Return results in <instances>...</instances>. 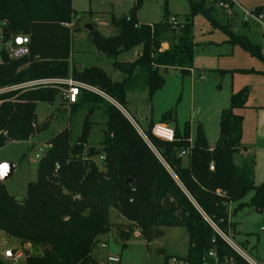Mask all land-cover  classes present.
Wrapping results in <instances>:
<instances>
[{
	"label": "trees",
	"instance_id": "16d2710c",
	"mask_svg": "<svg viewBox=\"0 0 264 264\" xmlns=\"http://www.w3.org/2000/svg\"><path fill=\"white\" fill-rule=\"evenodd\" d=\"M189 10L190 19L183 27L169 24L167 15L158 24L144 25L138 23L137 2L126 16L111 18L113 37L104 38L93 29L92 45L112 61V68L123 77L121 82H113L100 68L70 67L71 34L77 31L72 0H0L3 34L28 36L30 40L28 57L0 64V90L31 81L71 77L92 90H80L72 109L91 106L90 114L93 108H101L106 119L101 150L90 151L85 158L93 125L88 119H84L75 142L69 129L49 140L48 149L37 162L36 181L27 185L22 200L8 195L0 183V232L19 243L42 248L40 255H26L24 264H96L91 255L113 228L111 208L134 226L146 244L161 238L164 229H183L188 249L178 262L203 264L205 256L213 251L220 264H246L208 223L226 234L232 228L228 206L236 205L235 211L242 209L246 206L242 201L250 192L253 196L249 206L264 210V181L254 184V159L240 156L244 152L243 117L235 111L246 108V90L233 94L229 109L221 112L219 137L213 149L200 127L190 146V125L185 124L180 132L172 111L164 113L160 122L174 125V143L156 140L150 135L152 125L148 126V140L176 180L119 109L126 110L127 97L135 92H145L151 103L163 88V73L169 69L189 75L196 46L190 37V21L202 15L213 25L210 0L189 1ZM225 35L226 43L264 62L259 45L251 44L244 36L226 31ZM137 47L142 50L134 62H117L118 56ZM58 94L57 88L1 93L0 148L33 137L36 106L52 105ZM185 150L187 164L182 166L178 154ZM100 157V167L89 161ZM120 238L128 239L129 233H121ZM208 262L214 264L212 259ZM0 264L5 263L0 260Z\"/></svg>",
	"mask_w": 264,
	"mask_h": 264
},
{
	"label": "rangeland",
	"instance_id": "374dc122",
	"mask_svg": "<svg viewBox=\"0 0 264 264\" xmlns=\"http://www.w3.org/2000/svg\"><path fill=\"white\" fill-rule=\"evenodd\" d=\"M137 2V19L140 24H158L167 15L179 27H183L187 19H190L188 0H72L77 29L71 34L70 56L73 62L81 69L100 68L113 82H121L122 76L112 68V61L105 55H99L91 43L90 32L84 28L91 26L102 37H113L115 29L111 26V18L126 16ZM239 2L246 9L264 6V0ZM210 5L213 25L202 15H197L190 21V37L196 45L193 51L192 74L182 76L177 70H167L163 73L164 86L155 93L151 103L147 102L145 92H135L128 95L129 107L124 111L142 127L151 121L157 122L161 115L172 111L175 125L180 132L185 124L190 125L191 142L200 127L207 143L215 147L221 112L229 109V100L233 94L245 89L248 109L235 111V114L244 118L243 143L247 142V146L251 147L248 144H251L252 124L254 128H259L260 136H264V62L251 57L242 48L226 43L225 31L235 36H244L255 45L260 43L259 32L252 23L244 26L238 6H233L228 19L225 15L228 12L217 11L212 0ZM166 47L164 45L163 49ZM141 50V47H137L129 53L121 54L117 62H134ZM57 91L59 94L52 107L46 104L36 106L33 137L27 142H11L0 148V164L10 163L16 167L14 175L4 183V187L8 195L19 201L25 197L27 185L36 181L38 158L48 149L49 140L61 131L69 129L72 141L75 142L81 133L84 119H88L93 125L83 157L90 151L101 150L99 144L106 122L102 109L93 108L90 114L88 110L91 106L79 105L72 109L67 107L60 97V91ZM98 95L113 103L103 95ZM140 119L145 122L141 123ZM165 124L174 127L172 123ZM256 146V151H252L251 156L258 165L255 178L259 185L264 180L260 183L258 181L264 175V141ZM89 161H95L99 167L102 162L94 158ZM251 199L250 192L242 201L245 207L237 211L234 208L231 210L232 241L252 259L264 262V212L259 214V210L250 207ZM110 223L113 226L111 232L100 239L107 248L95 250V256L98 255L101 261L110 254L119 256L120 264H165L187 254V235L181 228L164 229L161 238L146 244L139 238L132 224L119 218L115 208L110 209ZM121 233H129V238L121 239ZM11 251H14L12 259L6 258ZM41 252L40 246L19 243L5 234L0 235V260L5 264H24L26 255L37 256Z\"/></svg>",
	"mask_w": 264,
	"mask_h": 264
},
{
	"label": "built area",
	"instance_id": "2783aa9c",
	"mask_svg": "<svg viewBox=\"0 0 264 264\" xmlns=\"http://www.w3.org/2000/svg\"><path fill=\"white\" fill-rule=\"evenodd\" d=\"M188 1H198V0H188ZM215 3V8L217 10L226 11L228 14H230L231 9L233 6H238L241 9L242 12V21L244 24L253 23L260 31L261 38H260V44H259V52L260 56L264 59V6L260 8H253V9H244L239 6V0H212ZM169 24H171L174 27H177L175 20L170 18L168 19ZM4 24L0 25V64H3L4 61H17L23 58H26L30 55V40L28 36L23 35H13V34H6L4 35L2 32ZM46 88H57V90L60 91V97L61 99L66 103V105H73L76 104L78 101V97L80 95V90H87L92 91L89 87L80 84L76 81H74L71 77H68L64 80H37V81H31L27 82L15 87L7 88L4 90H0L1 93L5 92H11V91H20L21 93L30 92V91H36L40 89H46ZM123 115L126 117L130 125L133 127V129L137 132V134L141 137V139L145 142V144L150 148V150L153 152V154L158 158V160L164 165L163 161L161 160L160 156L156 152V150L151 145L150 141L148 140L146 136V130L142 128L134 119H132L131 116L128 114ZM141 122V121H140ZM150 135L155 138L156 140H159L164 143H174L176 141L175 132L172 127L169 125H166L165 123L158 122L156 124H153L150 129ZM189 145H192L191 140H188ZM41 152V150H39ZM188 155V151H181L178 154V157L184 158ZM100 161L103 160V158H99ZM165 166V165H164ZM166 167V166H165ZM170 175L173 177L174 180L175 177L169 171V169L166 167ZM210 171H213V167L210 166ZM228 213L229 218L231 215V206H228ZM210 227L213 229V231L221 238V240L246 264H263L259 261H256L249 257L247 254H245L241 249H239L232 241V235H231V227H229L228 232L226 234L219 231V229L213 225L212 223L208 222ZM138 235V232H137ZM107 247L104 243L99 242L95 250H105ZM95 250L92 253V257L96 260V264H120V258L119 256H114L107 254L103 261L100 260V258L95 256ZM212 259L214 261V264H220L218 260L216 259V255L213 251L209 252L205 259L203 260V264H209L208 260ZM167 264H183L181 262H178L175 259H172ZM225 264H228L227 261Z\"/></svg>",
	"mask_w": 264,
	"mask_h": 264
},
{
	"label": "crops",
	"instance_id": "0c3cea01",
	"mask_svg": "<svg viewBox=\"0 0 264 264\" xmlns=\"http://www.w3.org/2000/svg\"><path fill=\"white\" fill-rule=\"evenodd\" d=\"M239 6L241 7V8H243L242 6H241V4H240V2H239ZM261 6H258V7H254V8H260ZM240 9V8H239ZM244 9H246V8H244ZM251 9H253V8H251ZM217 11H219V10H217ZM242 13V12H241ZM227 17H228V19L231 17V12H230V14H225ZM242 23H243V21H242ZM140 24V23H139ZM244 24V23H243ZM248 24H250V23H248ZM248 24H244V26H247ZM253 24V23H252ZM254 25V24H253ZM255 26V25H254ZM256 27V26H255ZM257 28V27H256ZM258 29V28H257ZM258 32H259V41H260V38H261V33H260V31H259V29H258ZM251 43V42H250ZM252 44V43H251ZM260 44V43H259ZM258 44V45H259ZM253 45H255V44H253ZM131 52V51H130ZM129 53V52H128ZM99 55H103V54H99ZM119 58H120V56H118V60H119ZM69 65H70V67H74L76 70H81V68L78 66V64H75L74 62H73V60H72V58H71V56H70V61H69ZM192 72H193V67H192V70L190 71V73H189V75H191L192 74ZM122 79H123V77H122ZM54 103H55V101H54ZM53 103V104H54ZM52 104V105H53ZM52 105H49V106H51L52 107ZM67 107H71L70 105H67ZM118 107V106H117ZM129 107V103L127 104V108ZM247 107V106H246ZM119 108V107H118ZM126 108V109H127ZM120 110H122L121 112L122 113H124V114H127L123 109H121V108H119ZM245 109H248V108H245ZM251 109V108H250ZM238 111H240V110H238ZM161 117H162V115H161ZM161 117H160V119H161ZM160 119L157 121V122H153V121H151L150 123H148V124H146V125H144L142 128L144 129V130H146L147 128H148V126L151 124V125H153V124H156V123H158V122H160ZM140 121H141V123H143V122H145L144 120H141L140 119ZM253 125V124H252ZM251 125V128H250V130H253L252 131V135H251V144H248V145H250L251 147H249V146H247V142L246 143H243V140H244V138H245V135H244V132H245V130H244V118H243V126H242V139H241V146H242V148L244 149V152H241V155L240 156H242V157H244V158H246V157H252L251 156V153H252V151H256V144H258L259 142H261V141H264V136H260V133H259V128H254V126H252ZM252 136H253V139H252ZM218 137H219V123H218ZM218 140V139H217ZM192 143H193V141H192ZM208 146L210 147V149H213L214 147H211L209 144H208ZM40 158V157H39ZM39 158H38V160H39ZM183 160H182V166H186V164H187V161H186V164H184V161L186 160V158H182ZM254 159V158H253ZM257 172H258V165H257V162H255V159H254V184L256 185V186H258V183L256 182V178H255V176H256V174H257ZM264 179V175L263 176H261L260 178H259V183L262 181ZM264 181V180H263ZM260 185V184H259ZM252 193V192H251ZM252 196H253V193H252ZM243 203V202H242ZM244 204V203H243ZM235 206L236 205H231V210L233 209V208H235ZM264 212V210H262V213ZM260 214V213H259ZM120 218V217H119ZM122 219V218H121ZM123 220V219H122ZM229 223L231 224V222H230V219H229ZM232 225V224H231ZM233 226V225H232ZM233 231L234 232H236L235 231V228L233 227ZM1 234H3V233H1L0 232V235ZM4 235V234H3ZM234 236V235H233ZM259 262H261V261H259ZM261 263H263L264 264V262H261Z\"/></svg>",
	"mask_w": 264,
	"mask_h": 264
},
{
	"label": "water",
	"instance_id": "95a60500",
	"mask_svg": "<svg viewBox=\"0 0 264 264\" xmlns=\"http://www.w3.org/2000/svg\"><path fill=\"white\" fill-rule=\"evenodd\" d=\"M84 29L89 31V32H91L93 30V28L91 26H86ZM111 104L114 105L115 107H117L114 103H111ZM15 170H16V167L13 164H10V163L0 164V183L4 184L6 181H8L10 178H12ZM259 213H262V210H259ZM178 217L181 218L180 213H178ZM13 255H14V251L8 252L6 255V258L12 259Z\"/></svg>",
	"mask_w": 264,
	"mask_h": 264
}]
</instances>
